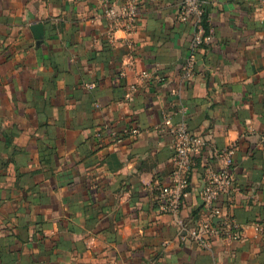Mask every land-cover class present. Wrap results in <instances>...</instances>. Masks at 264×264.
Masks as SVG:
<instances>
[{
    "label": "crops",
    "instance_id": "1",
    "mask_svg": "<svg viewBox=\"0 0 264 264\" xmlns=\"http://www.w3.org/2000/svg\"><path fill=\"white\" fill-rule=\"evenodd\" d=\"M101 1L0 0V264H264V7L205 0L214 40L187 75L176 0H139L131 45L106 39ZM166 115L206 143L178 217L153 190L173 170ZM232 145L216 212L206 169ZM223 219L240 239L210 233Z\"/></svg>",
    "mask_w": 264,
    "mask_h": 264
},
{
    "label": "built area",
    "instance_id": "2",
    "mask_svg": "<svg viewBox=\"0 0 264 264\" xmlns=\"http://www.w3.org/2000/svg\"><path fill=\"white\" fill-rule=\"evenodd\" d=\"M104 16L109 23L106 31V39L110 42L116 41V33L123 30L127 37L123 40L125 44L131 45V37L139 27V0H102ZM205 0H176V17L181 23H191L194 27V35L190 45V56L187 60V75H191L195 64V53L201 48L209 46L214 40V34L208 32L204 25ZM260 6L264 7V0H259ZM165 127L171 128L175 134V152L172 157L173 170L171 180L168 184H155L153 190L157 192V201L160 203L161 213H167L178 217L184 198L188 194L191 181L194 159L205 147V140L202 136L195 134L187 128L186 124L174 126L170 115L164 118ZM124 131L123 134H127ZM130 134H137L138 129L129 131ZM123 134L112 131L111 137L118 143L123 141ZM235 145L225 151V161L221 168L215 169L208 166L206 169L205 185L202 190V200L205 206L213 211L216 210V203L222 195L229 193L234 184L233 176V155ZM179 223L182 222L179 220ZM260 231L263 227L256 224ZM243 227L235 220L223 219L215 227H209L213 235L224 236L233 240L240 239V232Z\"/></svg>",
    "mask_w": 264,
    "mask_h": 264
},
{
    "label": "water",
    "instance_id": "3",
    "mask_svg": "<svg viewBox=\"0 0 264 264\" xmlns=\"http://www.w3.org/2000/svg\"><path fill=\"white\" fill-rule=\"evenodd\" d=\"M33 30L35 31L37 39H42V37H43V26L42 25H35V26H33Z\"/></svg>",
    "mask_w": 264,
    "mask_h": 264
}]
</instances>
